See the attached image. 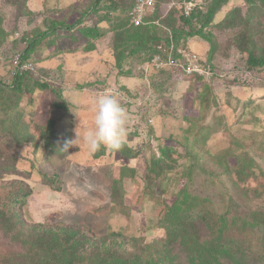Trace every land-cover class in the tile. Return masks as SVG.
<instances>
[{
  "label": "rangeland",
  "instance_id": "rangeland-1",
  "mask_svg": "<svg viewBox=\"0 0 264 264\" xmlns=\"http://www.w3.org/2000/svg\"><path fill=\"white\" fill-rule=\"evenodd\" d=\"M132 1L0 0V159L12 157L18 170L0 178V202L23 182L31 186L17 210L25 235L35 240L60 231L55 222L83 224L102 238L121 232L112 243L115 264H154L165 246L172 264H212L185 252L177 239H165L176 227L169 207L186 202L183 208H194L191 198L202 199L220 215L218 229L232 219L249 225L251 214L264 210V65L247 63V3L227 0L203 24L214 0H156L146 21L156 28L144 30L160 40L147 35L135 41L126 12ZM185 3L193 7L187 15ZM193 12L187 24L181 17ZM173 29L195 34L168 43ZM16 59L28 75L22 91L12 86ZM110 92L127 116L124 142L138 155L101 146L104 153L96 157L83 144L66 155L51 151L56 137L86 134L95 100ZM205 131L204 143L191 144ZM167 145L182 154L172 153L173 168L157 176L150 167ZM186 146L198 151L196 159L184 153ZM55 171L59 190L41 175ZM114 181L128 213L111 202ZM196 221L208 244L204 221ZM250 228L229 232L264 252V228ZM24 252L0 221V258ZM230 256L220 264H264L251 251Z\"/></svg>",
  "mask_w": 264,
  "mask_h": 264
},
{
  "label": "trees",
  "instance_id": "trees-1",
  "mask_svg": "<svg viewBox=\"0 0 264 264\" xmlns=\"http://www.w3.org/2000/svg\"><path fill=\"white\" fill-rule=\"evenodd\" d=\"M134 1L127 8L126 12L133 6ZM227 0H214L213 5L208 11L206 18L203 24H206L212 17L213 12L217 6ZM247 3V12L242 16L243 24L248 33L247 38V52L249 53L247 58V63L250 66H263L264 65V0H245ZM236 11H239L236 9ZM155 13V12H154ZM154 13L146 17V21L152 18ZM190 16L181 17L187 24H190ZM151 24V25H150ZM148 24L147 22L141 25H132L135 29L137 39H141L142 36L153 37L154 41L160 40L154 33H148L150 29H155L156 26L154 23ZM145 31V33L143 32ZM84 32H87L84 30ZM151 32V31H150ZM155 32V31H154ZM143 33V35H142ZM201 33V32H200ZM194 32L186 31L185 29H173V32L169 37H166L168 43L171 40L178 44L180 38L194 35ZM143 37V39H144ZM35 42V40H31ZM260 46V47H259ZM259 50V52H257ZM24 57V55H23ZM28 77L25 71L18 70L15 73V77L12 82V86L15 90L22 91L28 87V83L24 81ZM40 87H46L43 83H34ZM210 136V132L205 131L202 133L201 137L193 140L191 144L204 143ZM69 140V137L66 135L57 138L54 140V143L51 145V151L59 155H66L68 152H65L61 149L64 142ZM184 153L190 155L194 159L197 158L198 151L190 149L186 146ZM189 148V149H188ZM187 150V151H186ZM123 155L133 158L138 154L132 147H128L124 142L122 147L118 150ZM177 152L178 155L182 154V151L171 145H167L161 150V156L152 163L150 171L155 173L157 176H161L166 170H171L173 168L172 162L169 160V157L172 153ZM104 153V148H100L97 152L94 153L96 157L101 156ZM168 158V159H165ZM13 158H4L0 159V178L5 174H14L18 170L13 167ZM41 175L45 178L47 184L54 190H59V175L55 171L51 174L46 172H41ZM117 181H114L112 192H111V202L112 204L122 206V210L128 213V207L124 204L122 199L119 197V185L116 184ZM32 194V188L27 183L14 187L7 195L6 198H3L0 202V221L1 225L4 227V231L13 236L15 239L22 241L25 252L21 256H17L13 259L11 258H0V264H79L84 261H92V264H115L119 261L118 252L112 246L113 241L116 238L122 237V233L113 231L112 233L102 237H96L93 231L83 225V224H66L63 222H55V225L59 227L60 231L55 233H47L42 238L35 240L33 237H28L25 235L26 231L22 227L24 225V220L21 219L19 211L21 207L26 203L27 198ZM204 200L198 198H191L189 205L194 208H183L182 204L186 202H180L173 204L172 207H169V212L171 216L176 221V227L167 229L166 240L177 239L183 246L185 252L194 253L198 255V258L208 259L212 264H220V259L224 261H229L231 258L230 253L237 252L238 254H243L246 252H253L256 257L262 259L264 262V252L261 250H253L252 240H244L238 237H233L231 235L232 230L238 231L241 235L243 232H246L248 226H250L251 231H255V228H264V210H257L251 214L250 224L247 225L245 222L240 225L232 219L233 223H227L223 221L220 229L216 228V223H218L220 215L208 210L207 207H204L202 204ZM18 208V210H17ZM15 209V211H13ZM21 211V210H20ZM215 211V210H214ZM197 219L203 220L207 228V232L210 236L208 239V244L203 243L199 238L196 227ZM222 219V218H221ZM234 227V228H233ZM236 227V228H235ZM21 228V230L19 229ZM231 229V230H230ZM248 231V230H247ZM109 237V238H107ZM111 239L110 245L107 247H99L97 241H106ZM107 238V239H106ZM90 242L88 246L86 242ZM261 241H264V235L261 237ZM162 255L161 261H156L154 264H172V261L168 257L169 250L166 249V246L160 251Z\"/></svg>",
  "mask_w": 264,
  "mask_h": 264
},
{
  "label": "clouds",
  "instance_id": "clouds-1",
  "mask_svg": "<svg viewBox=\"0 0 264 264\" xmlns=\"http://www.w3.org/2000/svg\"><path fill=\"white\" fill-rule=\"evenodd\" d=\"M94 123L84 135H78L66 140L61 147L65 152L81 144L89 153L97 152L101 146L110 150H119L125 140L127 131V116L115 93H102L93 105Z\"/></svg>",
  "mask_w": 264,
  "mask_h": 264
},
{
  "label": "built area",
  "instance_id": "built-area-1",
  "mask_svg": "<svg viewBox=\"0 0 264 264\" xmlns=\"http://www.w3.org/2000/svg\"><path fill=\"white\" fill-rule=\"evenodd\" d=\"M155 8L156 0H135L133 6L128 11L131 24L137 26L146 23V17L151 15L155 11ZM182 9L186 13V15L190 14L193 10L192 3H185L182 6ZM15 62L16 73L20 67V60L16 59Z\"/></svg>",
  "mask_w": 264,
  "mask_h": 264
}]
</instances>
